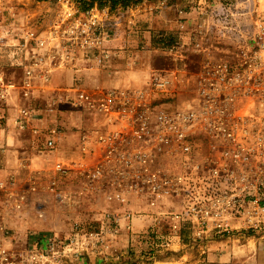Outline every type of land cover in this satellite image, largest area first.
<instances>
[{
    "label": "built area",
    "instance_id": "2783aa9c",
    "mask_svg": "<svg viewBox=\"0 0 264 264\" xmlns=\"http://www.w3.org/2000/svg\"><path fill=\"white\" fill-rule=\"evenodd\" d=\"M216 1H198L191 32L181 16L180 38L189 43L164 52L177 68L153 74L145 87L52 86L56 73L77 75L110 58L108 16L98 8L82 10L86 0H47L56 15L39 29L21 25L13 42L0 27V49L14 51L20 70L19 78L9 79L0 69V113L6 127L27 136V148L53 160L18 193V179L7 172V137L0 144V193L20 208L39 193V177H53L52 191L55 177H83L88 191L106 189L109 201L123 205L122 215L106 213L92 230L33 235L17 251L0 216V264H81L106 256L109 241L123 224L129 227L131 200L162 204L173 230L185 227L198 240L264 230V0ZM13 3L0 0V12L20 18ZM194 56L202 60L191 72L186 60L196 63ZM62 104L93 123L80 130L77 156L69 159L62 156V129L41 125L43 115H57ZM20 158L28 168L29 159Z\"/></svg>",
    "mask_w": 264,
    "mask_h": 264
},
{
    "label": "rangeland",
    "instance_id": "374dc122",
    "mask_svg": "<svg viewBox=\"0 0 264 264\" xmlns=\"http://www.w3.org/2000/svg\"><path fill=\"white\" fill-rule=\"evenodd\" d=\"M46 1L14 0L11 5L20 18H12L6 10L0 12V27L6 36L9 35L10 42L17 37L14 34L20 31L21 25L39 29L56 15V7ZM115 1L86 0L80 7L82 10L98 8L108 16L106 27L112 40L106 49L110 58L101 68L85 70L77 75L56 73L52 77V86L63 89L83 84L89 90L104 91L119 87H145L153 74L172 72L177 68L178 64L164 52L176 42L189 43L188 37L180 38L179 22L184 16L185 31H192L199 0L175 3L171 0H142L126 8L119 3L114 5ZM206 1L211 4L216 0ZM16 57L14 51L0 49V69L9 79L20 77L18 63L12 61ZM194 58L196 63L193 64L191 59L186 60L191 72L197 70V64L202 60L201 57ZM182 66L179 63V68ZM187 89L181 90L184 98ZM44 96L48 99L49 93ZM58 109L57 115H43L41 125L47 128L56 124L62 129V156L69 159L77 156L78 133L82 128H91L93 123L89 116L72 112L67 105L62 104ZM5 120L6 117L0 113V144L9 138V154L14 159L8 162L7 172L18 179L16 189L21 192L33 185L31 174L42 167L49 170L53 160L48 153L40 155L27 148V136L17 135L11 126L6 127ZM20 157L29 159L31 164L28 168L20 166ZM39 178V193L31 194L20 208L14 207V197L7 199L0 193V216L12 231L15 251L23 249L33 235L65 236L76 229L92 230L106 213H122L123 205L109 201L106 189L88 191L83 177H55L53 191L49 188L53 177ZM134 201L131 200L129 206L133 210L129 227L123 224L119 236L109 241L106 256L88 257L81 264H264V230H236L216 237L208 234L206 239L198 240L185 227L173 230L168 220L162 218L165 216L161 211L166 209L162 204L151 207ZM134 220L140 223V227L134 226Z\"/></svg>",
    "mask_w": 264,
    "mask_h": 264
},
{
    "label": "trees",
    "instance_id": "16d2710c",
    "mask_svg": "<svg viewBox=\"0 0 264 264\" xmlns=\"http://www.w3.org/2000/svg\"><path fill=\"white\" fill-rule=\"evenodd\" d=\"M141 1L142 0H117V2L115 1V4L114 5H116L117 3H119L122 7H125L126 8V7H129L130 5L139 3ZM178 1H181V0H171V2H173V3L178 2ZM221 1H225V0H221Z\"/></svg>",
    "mask_w": 264,
    "mask_h": 264
},
{
    "label": "crops",
    "instance_id": "0c3cea01",
    "mask_svg": "<svg viewBox=\"0 0 264 264\" xmlns=\"http://www.w3.org/2000/svg\"><path fill=\"white\" fill-rule=\"evenodd\" d=\"M10 154L8 155L9 156V162L12 161V159H14V157H12V156L10 157ZM3 176H4V174L3 173H0V177H3ZM135 221L136 220H134V226H136L137 228L140 227V223L139 222L136 223Z\"/></svg>",
    "mask_w": 264,
    "mask_h": 264
}]
</instances>
